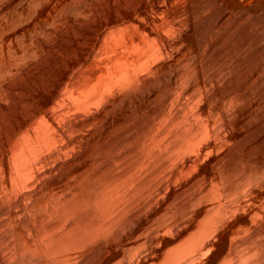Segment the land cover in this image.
<instances>
[{
	"label": "bare ground",
	"instance_id": "obj_1",
	"mask_svg": "<svg viewBox=\"0 0 264 264\" xmlns=\"http://www.w3.org/2000/svg\"><path fill=\"white\" fill-rule=\"evenodd\" d=\"M98 45L0 116V264H264V162L226 170L245 100L153 81L142 39Z\"/></svg>",
	"mask_w": 264,
	"mask_h": 264
},
{
	"label": "rangeland",
	"instance_id": "obj_2",
	"mask_svg": "<svg viewBox=\"0 0 264 264\" xmlns=\"http://www.w3.org/2000/svg\"><path fill=\"white\" fill-rule=\"evenodd\" d=\"M96 32L98 47L121 35L144 40L159 55L152 80L163 82L177 70L180 86L192 83L199 102L210 93L220 101L235 89L233 104L245 105L232 126L226 170L263 164L264 0H0V65L10 66L0 76V116L18 113L31 96L44 98L42 87L53 72L60 75ZM4 190L1 171L0 204L11 207L14 195ZM255 258L264 259V239Z\"/></svg>",
	"mask_w": 264,
	"mask_h": 264
}]
</instances>
